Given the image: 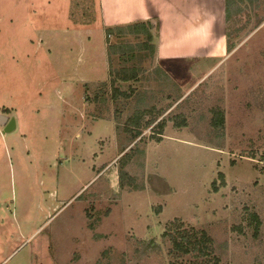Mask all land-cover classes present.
Masks as SVG:
<instances>
[{
  "label": "rangeland",
  "instance_id": "374dc122",
  "mask_svg": "<svg viewBox=\"0 0 264 264\" xmlns=\"http://www.w3.org/2000/svg\"><path fill=\"white\" fill-rule=\"evenodd\" d=\"M172 1L0 0V113L17 120L0 128V264H199L171 256L173 222L220 264H264V0L230 43L226 0ZM156 3L173 59L107 35L160 26Z\"/></svg>",
  "mask_w": 264,
  "mask_h": 264
},
{
  "label": "trees",
  "instance_id": "16d2710c",
  "mask_svg": "<svg viewBox=\"0 0 264 264\" xmlns=\"http://www.w3.org/2000/svg\"><path fill=\"white\" fill-rule=\"evenodd\" d=\"M238 2V3H237ZM247 0H226V25H227V37L230 43L232 33L237 32L235 29L232 30L234 25L233 17L243 14L242 5ZM236 10V11H234ZM119 36H135L137 38L144 37V48L149 49L152 53L157 51L156 46L160 37V26L153 24L152 20L133 22L127 25L117 26L115 29H108L107 35L112 36L116 31ZM135 75L132 76L134 78ZM7 113V112H5ZM215 118L213 119V126L215 128L224 129L225 116L223 112L217 111ZM141 136L139 133L137 137ZM217 190V188H215ZM256 230L260 228L261 221L258 215H252ZM170 229L165 233L164 238L168 239L172 244L170 254L175 259L184 258L188 255L196 256L199 260V264H220L219 259L214 254L212 246V239L209 238L208 234L204 232H196L195 229L185 228L184 223L173 222ZM203 260V261H202Z\"/></svg>",
  "mask_w": 264,
  "mask_h": 264
},
{
  "label": "crops",
  "instance_id": "0c3cea01",
  "mask_svg": "<svg viewBox=\"0 0 264 264\" xmlns=\"http://www.w3.org/2000/svg\"><path fill=\"white\" fill-rule=\"evenodd\" d=\"M152 1L153 0H149V7L151 6V4H152ZM165 2L167 1V6H165V8H168L169 10L171 9H174V8H177L178 7V5H179V3H175L174 4V2L172 1V0H164ZM155 6H156V8H153V9H149V13L151 14V15H153V12L154 11H156V13H157V15L159 16V17H161V22H162V24L160 23V29H161V31H160V38L161 39H163L164 40V36H165V29H164V22H165V15L164 14H162L163 13V11L159 8V3H156L155 4ZM181 6V5H180ZM174 15V14H173ZM172 15V16H173ZM129 21H131V20H129ZM126 22V21H125ZM111 24V23H110ZM157 53H158V56H159V58H161V59H173L174 57H176V56H174V54L173 55H170V56H165V55H163L162 53H163V42L162 41H160V43H159V46H158V49H157ZM183 57V56H182ZM178 58H180V57H178ZM38 112V111H37ZM8 114V113H7ZM15 113H13V116L15 117ZM16 119V118H15ZM17 121V120H16ZM17 123V122H16ZM1 128V127H0ZM17 129V128H16ZM2 130H3V128H2Z\"/></svg>",
  "mask_w": 264,
  "mask_h": 264
},
{
  "label": "water",
  "instance_id": "95a60500",
  "mask_svg": "<svg viewBox=\"0 0 264 264\" xmlns=\"http://www.w3.org/2000/svg\"><path fill=\"white\" fill-rule=\"evenodd\" d=\"M0 127L3 128V134L12 133L17 128L15 117L0 113Z\"/></svg>",
  "mask_w": 264,
  "mask_h": 264
}]
</instances>
